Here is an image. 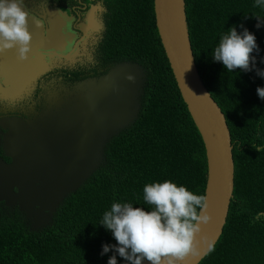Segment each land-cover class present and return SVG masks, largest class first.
<instances>
[{
    "label": "trees",
    "instance_id": "16d2710c",
    "mask_svg": "<svg viewBox=\"0 0 264 264\" xmlns=\"http://www.w3.org/2000/svg\"><path fill=\"white\" fill-rule=\"evenodd\" d=\"M186 12L196 63L226 115L235 159L234 197L227 222L221 238L199 264H264V216L253 222L257 213H264V148L255 149L264 146V100L256 94L264 78L254 70L226 72L211 58L219 37L229 27L242 24L255 35L260 48L256 66L264 69L260 63L264 24L255 27V16L264 19V9L253 7V0H186ZM100 48L106 54L103 65L132 60L145 69L139 117L109 142L104 162L65 197L50 224L31 230L22 215L0 222V264H107L114 253L110 249L100 255L101 245L116 241L98 223L113 202L127 201L148 210L143 186L166 179L205 195V144L161 42L154 0H119ZM244 244L251 254L247 261L237 250ZM116 259L117 264L126 263L118 255Z\"/></svg>",
    "mask_w": 264,
    "mask_h": 264
},
{
    "label": "water",
    "instance_id": "95a60500",
    "mask_svg": "<svg viewBox=\"0 0 264 264\" xmlns=\"http://www.w3.org/2000/svg\"><path fill=\"white\" fill-rule=\"evenodd\" d=\"M154 10L174 77L206 149L208 220L201 223L195 236V254L180 262L198 264L217 243L227 222L235 185L234 146L226 116L205 85L196 63L186 0H154ZM59 15L57 11L49 13L50 29L46 36L39 34L43 24L34 22L41 20L34 15L27 16L30 48L25 59L18 56L17 62L8 63L14 70L12 75L18 68L21 73L35 68L36 79L53 66H59L64 57ZM39 47L45 49L50 60L40 58ZM29 53L38 57L37 65L29 60ZM146 77L140 63L120 61L106 73L79 82L62 99H51L39 117H15L9 121L17 143L10 145L15 148L10 154L13 161L1 162L0 169L4 176H10L17 191L5 184L3 198L6 205L18 204L27 211L32 230L52 222L64 198L104 162L109 141L137 120Z\"/></svg>",
    "mask_w": 264,
    "mask_h": 264
},
{
    "label": "clouds",
    "instance_id": "9594fccd",
    "mask_svg": "<svg viewBox=\"0 0 264 264\" xmlns=\"http://www.w3.org/2000/svg\"><path fill=\"white\" fill-rule=\"evenodd\" d=\"M111 2L112 12L119 0H111ZM22 5L23 0H0V52L18 46L21 60L26 58L31 40V33L27 28L29 14ZM253 7L264 9V0H253ZM255 17L258 21L255 27L260 28L264 24V19ZM34 22L37 25L42 23L41 21ZM237 27L241 31L238 32ZM259 54L260 48L254 33L249 32L241 24L229 27L226 33L219 37L217 45L212 49L211 58L213 62H220L226 72H233L237 68L244 72L254 70L256 76L264 78V69L256 66ZM118 62H114L109 69ZM260 63L264 64V56L260 57ZM256 94L258 98L264 100V86H257ZM262 148L264 146H257L255 149L260 152ZM1 178L7 179L3 174ZM142 191L144 203L150 206L148 210L139 206L134 207L131 202L127 201L113 202L110 208L102 214L98 224L110 231L116 241L115 244L103 243L101 245L100 255L108 253L110 249L114 253L108 257L107 264H117V255L123 258L125 264H142L147 261L150 264H180L186 256L195 254V236L200 231L201 223H206L208 220L206 195L194 194L185 185H177L176 182L167 179L146 183ZM12 205L5 206L0 222L9 223V220L12 222L22 215L31 229V219L27 217V211L20 209L18 204ZM262 216L264 213H257L253 217V222ZM256 248L260 255L258 244ZM237 250L246 261L251 257L248 244L241 245Z\"/></svg>",
    "mask_w": 264,
    "mask_h": 264
},
{
    "label": "flooded vegetation",
    "instance_id": "af4514ba",
    "mask_svg": "<svg viewBox=\"0 0 264 264\" xmlns=\"http://www.w3.org/2000/svg\"><path fill=\"white\" fill-rule=\"evenodd\" d=\"M111 6V0H23L24 10L41 20L43 27L39 34L44 36L50 29L49 13L59 12L63 25L64 57L59 66H53L35 79V68H29L28 72L25 69L22 73L18 68L12 75L14 70L8 63L18 61V46L0 52V163L10 164L13 160L10 154L15 148L10 145L15 146L17 138L11 133L9 121L12 118H37L49 107L51 99H62L79 82L109 70L111 63L102 64L106 54L100 45L108 32ZM38 49L40 58L50 60L44 48ZM30 55L29 60L37 65L36 54ZM65 55L69 58L65 59ZM6 57L9 59L6 60ZM2 173L0 169V216L6 206L2 192L5 182L11 190H17L10 176L6 175V180L1 178Z\"/></svg>",
    "mask_w": 264,
    "mask_h": 264
},
{
    "label": "bare ground",
    "instance_id": "6f19581e",
    "mask_svg": "<svg viewBox=\"0 0 264 264\" xmlns=\"http://www.w3.org/2000/svg\"><path fill=\"white\" fill-rule=\"evenodd\" d=\"M65 94H67V93H65ZM141 112V111H140ZM13 161V160H12ZM98 169V168H97ZM100 169V168H99ZM88 180V179H87ZM59 208V207H58ZM28 225V224H27Z\"/></svg>",
    "mask_w": 264,
    "mask_h": 264
}]
</instances>
